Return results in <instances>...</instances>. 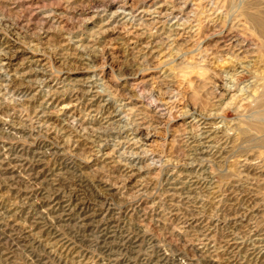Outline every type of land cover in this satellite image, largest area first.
I'll return each instance as SVG.
<instances>
[{
  "label": "rangeland",
  "instance_id": "rangeland-1",
  "mask_svg": "<svg viewBox=\"0 0 264 264\" xmlns=\"http://www.w3.org/2000/svg\"><path fill=\"white\" fill-rule=\"evenodd\" d=\"M263 95L264 0H0V264H264Z\"/></svg>",
  "mask_w": 264,
  "mask_h": 264
},
{
  "label": "bare ground",
  "instance_id": "bare-ground-1",
  "mask_svg": "<svg viewBox=\"0 0 264 264\" xmlns=\"http://www.w3.org/2000/svg\"><path fill=\"white\" fill-rule=\"evenodd\" d=\"M12 48V47H11ZM88 83V82H87ZM263 99H264V95H263ZM77 101V100H76ZM264 110V109H263ZM110 115V114H109ZM117 115V114H116ZM110 119V118H109ZM261 119H262V117H261ZM263 119H264V117H263ZM108 121V120H107ZM217 133V132H216ZM203 139L205 140L204 142H203V145H208L210 142H211V140H212V132H209V131H205V132H203ZM6 165V164H5ZM81 185V184H80ZM144 216V215H143ZM129 217V216H128ZM206 231V230H205ZM177 236V235H176ZM120 238V237H119ZM233 242V241H232ZM239 244V243H238ZM229 247H232V245H230ZM262 254H263V256H264V250L262 251ZM222 257V256H221Z\"/></svg>",
  "mask_w": 264,
  "mask_h": 264
}]
</instances>
